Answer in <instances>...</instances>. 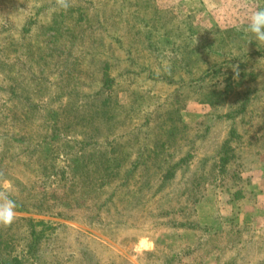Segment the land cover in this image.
I'll use <instances>...</instances> for the list:
<instances>
[{
    "label": "rangeland",
    "instance_id": "374dc122",
    "mask_svg": "<svg viewBox=\"0 0 264 264\" xmlns=\"http://www.w3.org/2000/svg\"><path fill=\"white\" fill-rule=\"evenodd\" d=\"M260 7L0 0V187L17 205L0 264L32 219L52 227L43 261L17 264H264V45L243 31Z\"/></svg>",
    "mask_w": 264,
    "mask_h": 264
},
{
    "label": "clouds",
    "instance_id": "9594fccd",
    "mask_svg": "<svg viewBox=\"0 0 264 264\" xmlns=\"http://www.w3.org/2000/svg\"><path fill=\"white\" fill-rule=\"evenodd\" d=\"M57 10L67 11L71 7V0H55ZM243 31L246 35L252 37L249 43L255 41L257 45H264V7L257 8L248 17V21ZM236 75H239L237 69H234ZM0 177L3 173L0 172ZM16 202L10 198V185L7 181L0 187V227H10L16 219ZM156 242L148 237H143L138 241L137 251L141 254L153 251Z\"/></svg>",
    "mask_w": 264,
    "mask_h": 264
},
{
    "label": "trees",
    "instance_id": "16d2710c",
    "mask_svg": "<svg viewBox=\"0 0 264 264\" xmlns=\"http://www.w3.org/2000/svg\"><path fill=\"white\" fill-rule=\"evenodd\" d=\"M107 202L103 203L105 205ZM43 225L42 229H37V226ZM29 228H26L25 231H29L28 235L32 236V239L29 240L27 239V236L24 237V242H26L25 245V250L24 252H21V254L15 253L12 255V253H5V258L2 260H6L7 264H14L21 263L23 260H25V263H29L30 261H35V262H42L43 261V255H41L38 251L41 250L42 253L45 252V249L42 250V241L44 235H46L47 231L52 229L51 226H48L45 220H31V224L29 225ZM47 239V238H46ZM11 243L13 242L12 240L10 241ZM0 254H2L1 248H0Z\"/></svg>",
    "mask_w": 264,
    "mask_h": 264
}]
</instances>
